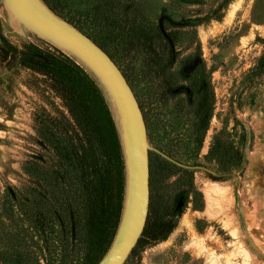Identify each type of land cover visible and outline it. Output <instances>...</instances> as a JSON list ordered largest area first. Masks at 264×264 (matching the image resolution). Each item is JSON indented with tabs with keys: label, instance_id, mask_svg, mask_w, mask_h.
<instances>
[{
	"label": "rangeland",
	"instance_id": "1",
	"mask_svg": "<svg viewBox=\"0 0 264 264\" xmlns=\"http://www.w3.org/2000/svg\"><path fill=\"white\" fill-rule=\"evenodd\" d=\"M48 1L59 17L105 44L137 98L150 146L204 168L149 151L147 220L124 264H264V0ZM91 2L104 20L87 21ZM61 53L23 26L14 29L0 0V225L10 224L3 204L26 210L57 170L42 130L56 135L53 142H77L47 72L49 57ZM207 103L212 111L199 144L197 107ZM214 138L228 147V171L220 153L210 154ZM122 162L123 192L114 199L108 241L123 207ZM110 170L116 180L115 165ZM108 241L73 263L96 264Z\"/></svg>",
	"mask_w": 264,
	"mask_h": 264
},
{
	"label": "trees",
	"instance_id": "2",
	"mask_svg": "<svg viewBox=\"0 0 264 264\" xmlns=\"http://www.w3.org/2000/svg\"><path fill=\"white\" fill-rule=\"evenodd\" d=\"M43 1L50 6L48 0ZM98 10L99 6L93 2L86 6L87 21L91 24L102 21ZM88 36L97 43L93 34ZM97 44L106 50L105 44ZM48 61L47 72L66 104L70 116L67 125L72 126L70 132H75L77 142L67 138L64 144L53 142L56 135L50 129L42 130V135L51 142V149L56 151L58 167L48 175V190L43 196L34 197L26 210H20L12 201L7 206L3 204L2 215L10 224L1 222L0 225V264H74L80 252V259L89 258L102 242L108 241V225L116 207L114 199L123 192L122 149L113 114L101 88L71 56L61 53V56L49 57ZM259 62V68L264 69V51ZM211 111L210 103L197 107V113L203 115L197 130L199 144L208 128ZM217 139L214 138L210 154L220 153L225 172L230 163L228 147ZM111 165H115L116 180L115 176L111 177ZM39 169L37 165L32 166L34 172ZM27 215L31 222L16 223V219ZM118 223L117 216L111 234L109 230L108 243L112 242ZM32 246L37 253H30Z\"/></svg>",
	"mask_w": 264,
	"mask_h": 264
},
{
	"label": "water",
	"instance_id": "3",
	"mask_svg": "<svg viewBox=\"0 0 264 264\" xmlns=\"http://www.w3.org/2000/svg\"><path fill=\"white\" fill-rule=\"evenodd\" d=\"M14 29L21 25L49 41L94 78L112 111L125 168V189L120 220L105 255L96 264H124L142 235L147 220L149 189V151L167 161L182 165L150 146L143 113L126 77L112 58L67 20L59 17L43 0H3ZM162 32L163 28L160 25Z\"/></svg>",
	"mask_w": 264,
	"mask_h": 264
}]
</instances>
